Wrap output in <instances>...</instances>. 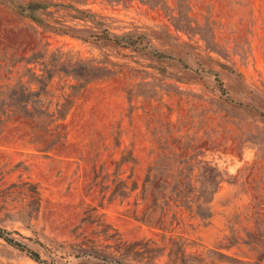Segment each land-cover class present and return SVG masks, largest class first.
Masks as SVG:
<instances>
[{
	"label": "rangeland",
	"instance_id": "1",
	"mask_svg": "<svg viewBox=\"0 0 264 264\" xmlns=\"http://www.w3.org/2000/svg\"><path fill=\"white\" fill-rule=\"evenodd\" d=\"M40 1L51 2L38 12L45 20L91 26L69 4L90 9L116 32L147 33L174 58L49 31L0 0V60L60 46L111 70L79 91L64 142L47 153L23 122L0 133V226L48 262L0 236V264H121L83 248L129 264H264V0ZM16 69L0 68V83L27 78ZM173 137L223 175L209 217L183 209L156 227L136 217L145 204L135 205L134 192L110 197L103 176L132 174L140 186L175 149ZM30 184L40 197L31 217Z\"/></svg>",
	"mask_w": 264,
	"mask_h": 264
},
{
	"label": "trees",
	"instance_id": "2",
	"mask_svg": "<svg viewBox=\"0 0 264 264\" xmlns=\"http://www.w3.org/2000/svg\"><path fill=\"white\" fill-rule=\"evenodd\" d=\"M152 6H162L164 0H141ZM11 6L20 14L29 17L46 30L69 34L83 40L114 44L149 53L157 58H174L173 55L157 48L147 33L142 31H114L110 24L101 19L96 12L69 4L77 14L73 17L89 20L88 25H70L64 21L50 22L39 15L51 2L27 0L13 2ZM71 15V14H70ZM48 43H46L47 45ZM47 46L32 50L33 56H21L18 60H0L9 73L23 68L26 79L21 74L15 82L12 75L4 76L0 83V133L15 122H23L31 142L38 150L47 153L56 145L64 142L66 129L64 118L72 107L79 91L90 81L109 75V68L91 57L74 53L71 49L56 47L46 55ZM181 61V58H177ZM31 64V65H29ZM183 65H186L185 63ZM224 93L223 86L220 88ZM264 114V112H263ZM175 141V137H173ZM173 151L163 153L149 167L139 186L132 174L126 177L113 176L106 179V189L110 197H127L134 192V203L144 202L145 206L136 217L156 227L166 222L167 215L173 220L178 210H186L191 215L205 219L210 216L209 202L219 187L223 170L211 160L199 158L189 153L180 142H172ZM179 147V150H176ZM121 162L125 161L123 157ZM99 172L94 169L92 181ZM103 179V180H104ZM105 195V194H104ZM139 198V200H138ZM39 190L35 184L27 188L26 211L33 216L39 206ZM10 230L0 226V236L8 243L25 251L33 259L45 262L38 251L11 235ZM80 254H91L105 260L129 264L120 258L102 254L95 249L83 248Z\"/></svg>",
	"mask_w": 264,
	"mask_h": 264
}]
</instances>
